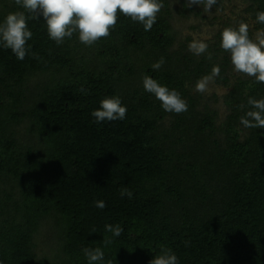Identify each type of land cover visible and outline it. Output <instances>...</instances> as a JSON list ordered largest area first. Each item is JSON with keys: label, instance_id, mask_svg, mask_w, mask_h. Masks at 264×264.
<instances>
[{"label": "trees", "instance_id": "trees-1", "mask_svg": "<svg viewBox=\"0 0 264 264\" xmlns=\"http://www.w3.org/2000/svg\"><path fill=\"white\" fill-rule=\"evenodd\" d=\"M0 1V23L10 12L23 11L33 33L23 61L0 45V264H88L85 247L102 249L98 264H149L161 246L172 249L178 264H264V128H245L240 117L249 108L238 107L249 97L264 98V82L239 73L230 85L234 69L230 53L220 46L221 32L202 55L185 45L176 50L179 33L170 22L176 0H161L151 30L118 9L107 38L86 46L74 34L57 45L42 17L32 19L15 0ZM177 1L176 14H194L188 0ZM225 1L213 6L221 8ZM258 11H264V0H249L254 22ZM229 26L238 27L229 22L223 29ZM161 57L165 63L154 70ZM214 66L220 67L214 82L231 86L222 98L224 120L208 107L200 110L191 94ZM40 75L53 79L21 114L27 83ZM145 75L177 90L188 110L166 112L144 90ZM136 77L140 83L134 87ZM109 96L120 97L126 118L94 122L92 111ZM168 116L174 122L166 130ZM25 121L33 146L11 129ZM174 130L191 135L187 141L206 142L196 148L208 158L201 166L178 168L169 149ZM207 180L215 184L216 200L192 214L189 194L201 204L211 199ZM122 188L132 197L121 196ZM97 201L106 207H96ZM50 219L59 233L57 248L39 256L36 237ZM109 224H119L121 235L108 232ZM105 238L111 243L105 245Z\"/></svg>", "mask_w": 264, "mask_h": 264}, {"label": "clouds", "instance_id": "clouds-1", "mask_svg": "<svg viewBox=\"0 0 264 264\" xmlns=\"http://www.w3.org/2000/svg\"><path fill=\"white\" fill-rule=\"evenodd\" d=\"M216 3L217 0H188L187 4L189 7L194 4L203 5V11L208 13ZM15 4L31 13V18L34 20L42 17L49 38L57 45L78 34L79 41L86 46H92L101 37L107 38L110 35V28L117 23L118 9L121 14L141 23L144 30L148 31L156 23L157 16L163 8L161 0H15ZM27 21L25 12L16 11L10 12L0 23V45L10 49L21 61L29 54L30 46L27 41L33 37ZM255 22L264 24V11L256 13ZM220 35V46L230 53L234 71L253 78L254 82H264V51H262L264 29H259L254 36H250L249 25L241 22L238 27H225ZM188 50L194 55H202L207 52L208 44L203 39L194 38L189 43ZM208 58L211 59L210 54ZM164 63V58L161 57L152 67L158 70ZM219 75L220 67L214 66L210 75L197 82L196 91L210 92L209 82L214 81ZM142 83L144 90L153 94L166 112L181 114L188 110L187 102L177 90L169 89L147 75L142 78ZM79 91L87 93L84 87ZM238 107L249 108L240 117V123L245 128H264V98L249 97L247 105H238ZM126 114L127 107L122 104L119 96L105 97L100 101L99 108L91 113L96 123L123 120ZM120 194L129 198L133 195L127 188H122ZM96 207L103 209L106 204L104 201H97ZM105 229L117 237L123 231L119 224L105 225ZM104 243L107 245L111 240L105 238ZM82 251L88 264H98L104 260V252L99 247H85ZM107 264H112V261H107ZM149 264H178V257L172 249L161 246L160 253L155 255Z\"/></svg>", "mask_w": 264, "mask_h": 264}, {"label": "rangeland", "instance_id": "rangeland-1", "mask_svg": "<svg viewBox=\"0 0 264 264\" xmlns=\"http://www.w3.org/2000/svg\"><path fill=\"white\" fill-rule=\"evenodd\" d=\"M3 3L4 1H0V5ZM248 7L249 0H229L225 1L221 8H216L213 6L210 12L205 13L203 11V5L194 4L190 7L193 9L194 14H188L187 17H181L180 15L176 14V9L181 8V6L177 0L174 1L172 5L174 14L171 19V23L179 33V46H176L175 49H180L181 46H184L185 44L188 46L189 43H187V41L190 40V42H192L194 38L203 39L207 44H214L219 41L218 34L219 32H222L223 24L229 22H233L237 26L241 22L248 24L249 33L251 36H254L255 32L260 28L255 25L252 17L247 13ZM262 51H264V49H262ZM240 76L241 75L236 71H232L230 85H232ZM51 79H53V76L40 75L29 80L27 83L28 85L26 89V95L23 99L21 107H19V112L21 114L27 113L29 111L33 103L34 96L38 93L39 89L51 81ZM139 83L140 80L136 77L132 85L137 87ZM208 87L211 91L205 93L196 91V87L191 88V94L200 101V110L208 107L217 111L220 120H224L227 115V110L223 105L222 98L230 91L231 86H220L212 81L209 82ZM173 122V117L168 116V118H166L163 122L164 129H169L173 125ZM185 124L186 123H184V126H186ZM11 129L15 133L16 137L24 145L33 146L35 144L36 140L27 121L23 122L20 126L11 127ZM177 131L178 130H174L175 137L172 139V146L169 145V149L175 154V160H177L176 163L178 168L184 169L187 168L188 165L195 164L197 166H201L202 161L205 159L207 160L208 158L202 151H197L196 148H198L200 145L201 147L204 146L206 142L197 143L192 142L193 140L191 142L190 140L187 141L191 135L182 136V134ZM181 138L186 140V142H181L179 144L178 141ZM206 150L207 148L205 151ZM205 186V189H207L208 193L211 195V199L206 200L205 203L201 204L200 201L202 200H198L193 194H189L186 207L189 209L190 213H199V207L203 205L205 208L207 201H210V204L215 202V184L210 183V180H207ZM58 238L59 233L55 228L54 221L51 219L45 221L35 241L38 255L46 256L52 254L57 248Z\"/></svg>", "mask_w": 264, "mask_h": 264}, {"label": "flooded vegetation", "instance_id": "flooded-vegetation-1", "mask_svg": "<svg viewBox=\"0 0 264 264\" xmlns=\"http://www.w3.org/2000/svg\"><path fill=\"white\" fill-rule=\"evenodd\" d=\"M170 22H171V20H170ZM171 25H172V23H171ZM173 27V26H172ZM174 28V27H173ZM175 29V28H174ZM176 30V29H175ZM177 31V30H176ZM179 39V38H178ZM187 43H188V41H187ZM176 46H179V45H176ZM185 47L186 48H188V46L185 44Z\"/></svg>", "mask_w": 264, "mask_h": 264}]
</instances>
